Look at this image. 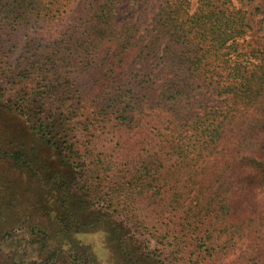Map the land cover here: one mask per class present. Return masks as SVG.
<instances>
[{
    "label": "trees",
    "instance_id": "16d2710c",
    "mask_svg": "<svg viewBox=\"0 0 264 264\" xmlns=\"http://www.w3.org/2000/svg\"><path fill=\"white\" fill-rule=\"evenodd\" d=\"M124 1L91 0L90 15L48 41L29 31L62 16L74 0H0V47L10 56L25 37L24 51L9 70L17 66L29 84L8 108L26 117L36 137L63 152L52 133L56 125L37 119L53 107L48 96L80 92L77 78L100 67L99 56L106 58L102 67L109 74L125 62L139 66L146 71L140 88L123 83L93 97L95 82L84 85V133L111 109L118 123L151 99L165 112L162 127L135 165L129 172L115 171L114 189L119 185L128 198L136 193L155 206L153 216L164 231L154 237L177 249L175 254L184 251L198 263L246 241V249L256 254L248 260L257 264V255H264V201L243 188L252 171L264 173V38L251 24L248 1L197 0L192 11V0H166L145 31L132 21L119 24ZM153 63L161 66L160 84L149 74ZM5 154L29 166L24 152ZM94 178L90 175V181ZM89 200L107 209L101 197Z\"/></svg>",
    "mask_w": 264,
    "mask_h": 264
},
{
    "label": "rangeland",
    "instance_id": "374dc122",
    "mask_svg": "<svg viewBox=\"0 0 264 264\" xmlns=\"http://www.w3.org/2000/svg\"><path fill=\"white\" fill-rule=\"evenodd\" d=\"M165 1L125 0L119 9V24L132 21L145 31ZM247 1L253 12L251 24L264 38V0ZM89 2L74 0L67 12L40 23L29 31V36H34L37 30V37L51 41L72 30L84 16L90 15ZM196 7L197 0H192V11ZM24 42L25 37L10 56L0 47V264H256L248 260L256 254L246 249V241L230 245L198 263L190 261L184 251L175 254L176 248L163 246L154 237L156 232L164 231V225L153 216L155 206L151 207L136 193L128 198L119 185L114 189L119 182L117 173L120 169L129 172L135 165L142 150L162 127L165 112L153 106L151 97L155 92H150L151 100L141 104L136 115L126 122L118 123L111 109L84 133V85L95 82L89 93L93 97L97 94L102 97L123 83L134 90L140 88L146 71L125 62L109 74L102 67L106 58L99 56L100 67L77 78L80 92L64 97L48 96L53 107L37 119L39 123L56 125L52 133L60 139V146L65 147L61 152L55 144L36 137L18 110L8 108V101L17 99L29 87L21 69L11 65L9 70V65L23 53ZM150 69L153 79L162 83L161 66L153 63ZM207 96L217 97L210 93ZM17 150L25 153L33 172L24 161L17 163L5 154ZM92 174L95 178L90 181ZM251 175L243 191L264 201V173L252 171ZM93 196L104 199L107 209L92 204L89 197ZM146 241L151 242L149 248ZM121 244L131 260L121 251ZM257 256V264H264V255Z\"/></svg>",
    "mask_w": 264,
    "mask_h": 264
}]
</instances>
